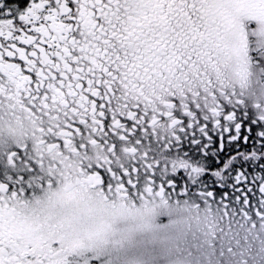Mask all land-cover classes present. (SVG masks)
<instances>
[{"label": "snow or ice", "instance_id": "1", "mask_svg": "<svg viewBox=\"0 0 264 264\" xmlns=\"http://www.w3.org/2000/svg\"><path fill=\"white\" fill-rule=\"evenodd\" d=\"M0 264H264V0H0Z\"/></svg>", "mask_w": 264, "mask_h": 264}]
</instances>
